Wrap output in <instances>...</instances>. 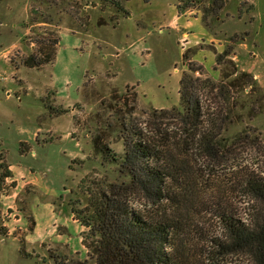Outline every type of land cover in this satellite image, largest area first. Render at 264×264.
<instances>
[{
	"label": "rangeland",
	"instance_id": "374dc122",
	"mask_svg": "<svg viewBox=\"0 0 264 264\" xmlns=\"http://www.w3.org/2000/svg\"><path fill=\"white\" fill-rule=\"evenodd\" d=\"M109 1L0 0V164L13 175L0 190V264H94L97 236L81 218L92 194L126 192L134 209L156 217L181 212L188 247L203 255L209 239L223 234L218 217L226 210L250 220L261 205L240 182L247 173L264 177V0H226L218 11L214 0H120L129 14L118 24ZM229 47L233 62L218 64ZM53 49L48 64L24 63L32 55L52 58ZM188 51L203 65L196 75L231 85L239 117L224 134H249L220 159L193 145L179 155L184 180L194 184L186 212L174 211L170 200L147 208L142 194L130 197V178L103 162L94 142L100 136L123 155L119 125L128 117L143 125L163 121L180 135ZM236 78L240 88L232 86ZM210 90L200 83L197 93L215 109L220 88ZM174 108L182 113L159 112ZM178 182L168 180L176 188ZM215 263L249 262L233 255Z\"/></svg>",
	"mask_w": 264,
	"mask_h": 264
},
{
	"label": "trees",
	"instance_id": "16d2710c",
	"mask_svg": "<svg viewBox=\"0 0 264 264\" xmlns=\"http://www.w3.org/2000/svg\"><path fill=\"white\" fill-rule=\"evenodd\" d=\"M102 2L104 7L106 0ZM109 2L118 11L116 21L113 22L118 24L120 16L128 15L129 11L124 7L123 1ZM226 3V0H214L213 9H224ZM183 7L182 4L178 5L180 10ZM59 42L60 39L56 41V45ZM230 48L216 56L218 64L225 65L227 60L233 62V59H230L233 53ZM56 52L57 49H53L50 54L52 58L37 59L32 55L25 58L24 63L28 67L48 64L55 59ZM184 57L188 60L189 71L183 73L181 78L180 94L187 109L186 113L181 114L180 127H176V132L180 135H173L167 125H163V121L143 125L128 117L121 119L119 125L125 142L123 155L113 152L107 143L100 144V136H97L94 142L97 152L103 157L102 161L118 164L120 170L130 178L127 185L130 197L135 198L142 194L146 199L144 206L147 208L162 205L170 200L174 203V211L186 212L185 206L190 201L194 184L184 180L188 172L179 155H187L193 145L206 156L220 159L222 155L232 151L235 141H240L244 135L249 134L247 131L232 137L224 134L236 124L235 117H239L236 112L239 104L233 101V96L231 98V85L229 87L225 81L218 83L214 78H201L196 72L200 71L203 65L197 66L196 61L191 60L190 51L186 52ZM246 76L250 77L249 74H243L241 77ZM222 78L225 80L227 73L224 72ZM232 82V86L240 88L242 78H236ZM200 83L211 89L210 92L220 88L221 99L215 98V109L211 105L205 107L201 101L197 93ZM159 112L166 115V118L169 115L175 116V113H182L179 108L171 111L161 109ZM145 128L151 133L145 132ZM0 165L2 190L5 180L13 175L10 166L4 161ZM170 179L180 181L179 187L170 186ZM240 186L261 205L257 208L255 217L250 220L237 217L229 209L218 217L220 225L224 228L223 234L209 239L207 255L188 247L185 234L189 227L182 220L181 212L174 217H156L143 213L141 209H134L131 203L133 200L124 195L126 192L117 197H112L110 192L103 195L97 193L96 196L92 194L89 197L88 214L81 218L90 227L91 235L97 236V240L91 245L96 253L94 264H217L215 261L218 258L233 255L237 258L244 256L248 264H264V177L247 173L242 176ZM177 189L179 192L175 193ZM112 192L119 195L121 189L117 190L114 186ZM2 229L0 226V232ZM59 263L67 264L62 261Z\"/></svg>",
	"mask_w": 264,
	"mask_h": 264
},
{
	"label": "crops",
	"instance_id": "0c3cea01",
	"mask_svg": "<svg viewBox=\"0 0 264 264\" xmlns=\"http://www.w3.org/2000/svg\"><path fill=\"white\" fill-rule=\"evenodd\" d=\"M9 180H13V179H9Z\"/></svg>",
	"mask_w": 264,
	"mask_h": 264
}]
</instances>
